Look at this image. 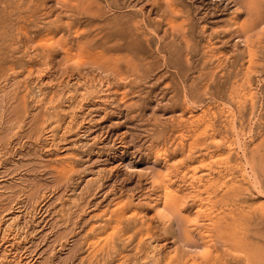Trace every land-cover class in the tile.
<instances>
[{
    "label": "rangeland",
    "instance_id": "1",
    "mask_svg": "<svg viewBox=\"0 0 264 264\" xmlns=\"http://www.w3.org/2000/svg\"><path fill=\"white\" fill-rule=\"evenodd\" d=\"M171 1L0 0V264H264V1Z\"/></svg>",
    "mask_w": 264,
    "mask_h": 264
},
{
    "label": "bare ground",
    "instance_id": "2",
    "mask_svg": "<svg viewBox=\"0 0 264 264\" xmlns=\"http://www.w3.org/2000/svg\"><path fill=\"white\" fill-rule=\"evenodd\" d=\"M156 1H157V0H156ZM170 1H171V0H170ZM238 1H239V0H238ZM246 1L248 2V3L245 2V3L247 4V5H246L247 8H248L247 10H249V9L251 10L249 1H248V0H246ZM250 1H252V3H253V4L251 5V6H252V9H253V6H255V5L258 6V7H254V9L251 11V13H252L256 8H258L257 10L260 12V9H262V6H263L262 3H263L264 0H263L262 3H261L262 6H259V3H258L257 1H256V2L258 3V5L256 4V2H253V0H250ZM171 2H172V1H171ZM233 2H234V1H233ZM235 2H236V1H235ZM235 2H234V3H235ZM129 3H130V2H129ZM154 3H156V2H154ZM169 3H170V2H169ZM236 3H237V2H236ZM240 3H241V2H240ZM242 3H243V2H242ZM166 4H168V1H167ZM166 4H165V5H166ZM254 4H255V5H254ZM263 4H264V3H263ZM165 5H164V6H165ZM170 5H171V4H170ZM173 5H174V4H173ZM236 5H237V4H236ZM169 7H170V6H169ZM169 7H168V8H169ZM176 7H177V6H176ZM244 7H245V5H244ZM260 7H261V8H260ZM108 8H109V7H108ZM161 8H162V7H161ZM173 8H175V7H173ZM238 8H239V6H238ZM263 8H264V7H263ZM166 9H167V8H166ZM178 9H179V8H178ZM170 10H171V12H172V9H170ZM245 10H246V9H245ZM250 10H249V11H250ZM262 10H263V12H264V9H262ZM262 10H261V11H262ZM88 11H89V10H88ZM173 11H174V10H173ZM235 11H236V10H235ZM243 11H244V10H242V12H243ZM249 11H248V12H249ZM258 11H257V12H258ZM159 12H160V11H159ZM178 12H180V10H179ZM254 12H255V11H254ZM254 12H253V14H254ZM259 12H258V13H259ZM263 12H262V14H263ZM163 13H164V12H163ZM243 13H244V12H243ZM249 13H250V12H249ZM251 13H250L249 15H252ZM260 13H261V12H260ZM260 13H259V14H260ZM171 14H172V13H171ZM177 14H178V13H177ZM244 14H245V13H244ZM242 15H243V14H242ZM247 15H248V14H247ZM162 16H163V15H162ZM177 16H178V15H177ZM237 16H238V15H237ZM257 16H258V15L256 14V17H257ZM263 16H264V14H263L262 16H260V18L263 19ZM4 17H5V16H4ZM246 17H247V16H245V18H244L245 20H246ZM166 18H167V17H166ZM168 18H169V17H168ZM168 18H167V19H168ZM172 18H173V17H172ZM174 18H175V17H174ZM250 18H251V17H249V20H246V21H247V22L250 21ZM253 18H255V15H254ZM253 18H251V20H252ZM260 18H259V21H262V20H260ZM0 19H1V18H0ZM167 19H166V20H167ZM169 19H171V18H169ZM169 19H168V20H169ZM235 19H236V18H235ZM257 19H258V18H257ZM257 19L255 18V21H252V22H254V23L257 22V21H258ZM3 20H4V19H3ZM241 20H242V19H241ZM245 20H244V21H241V22H246ZM263 21H264V20H263ZM173 22H174V21H173ZM175 22H176V21H175ZM247 22H246V23H247ZM252 22H251L250 24H252V26H253V23H252ZM233 23H234V22H233ZM233 23H232V26H233ZM236 23H238V21H236V22L234 23V25H235ZM246 23H240V21H239V24H241V25H240V28L237 26V29H238L239 32H241V31L244 32L243 35H246V34L248 33V31L251 30V28H253L251 25L249 26V23H247V24H246ZM263 23H264V22H263ZM172 24H173V23H172ZM174 24H175V23H174ZM226 24H227V22H226ZM239 24H238V25H239ZM257 24H258V23H257ZM259 24L261 25L262 23L260 22ZM18 25H19V24H18ZM175 25H176V24H175ZM175 25H174V26H175ZM178 25H179V24H178ZM229 25L231 26L230 23H229ZM236 25H237V24H236ZM179 26H180V25H179ZM255 26H256V25H255ZM255 26H254V27H255ZM257 26H258V25H257ZM257 26H256V27H257ZM19 27H20V26H19ZM176 27H177V26H176ZM176 27H175V28H176ZM223 27H224V26H223ZM72 28H73V27H72ZM171 28H172V27H171ZM175 28H174V29H175ZM227 28H228V27H227ZM169 29H170V28H169ZM179 29H180V28H179ZM222 29H223V28H222ZM225 29H226V28H225ZM237 29L235 28V30H237ZM253 29H254V28H253ZM18 30H19V29H18ZM21 30L24 31V30L22 29V24H21ZM228 30H229V28H228ZM180 31H184V30H183V29H180ZM233 31H234V30H233ZM233 31H231V32H233ZM254 31H255V29H254ZM254 31H252L253 34H252V33H250V34L248 33V35H249V36H255V34H257V33L254 34ZM24 32H25V31H24ZM239 32L234 31L232 34H234V33H239ZM250 32H251V31H250ZM255 32H256V31H255ZM217 33H218V32H217ZM240 34H241V33H240ZM261 34H262V33H261ZM183 35H184V34H183ZM208 35H209V34H208ZM236 35H237V34H236ZM257 35H258V34H257ZM26 36H27V35H26ZM238 36H239V35H238ZM240 36H241V35H240ZM240 36H239V37H240ZM246 36H247V35H246ZM249 36H247V37H248L249 40H250V37H249ZM181 37H182V36H181ZM231 37H232V36H231ZM236 37H237V36H236ZM241 37H242V36H241ZM252 38H253V37H252ZM253 39H254V38H253ZM76 40H77V39H76ZM242 40H243V39H242ZM249 40H247V41L249 42ZM255 40H256V39H255ZM244 41H245V39H244ZM253 41H254V40H253ZM260 41H261V39H260ZM260 41H259V42H260ZM248 42H246V43H248ZM256 43H257V41H256ZM234 44H235V43H234ZM250 44H251V43H250ZM252 44H253V43H252ZM262 44H263V43H262ZM66 45H67V44H66ZM254 45H255V44H254ZM257 45H259V44L257 43ZM62 46H63V45H62ZM245 46H246V45H245ZM248 46H249V45H248ZM250 46H251V45H250ZM250 46H249V47H250ZM261 46H262V45H261ZM249 47H248V50H249ZM256 47H258V46H256ZM67 48H68V47H67ZM253 48H254V47H253ZM49 49H50V48H49ZM68 49H70V48H68ZM243 49H244V48H243ZM256 49H257V48H256ZM241 50H242V49H241ZM245 50H246V47H245ZM260 50H262V49L260 48ZM237 51H238V49H237ZM253 51H254V50H253ZM243 52L245 53V56H246V53H247V52H245V51H243ZM242 55H243V53H242ZM253 55H254V54H253ZM250 56H251V54L248 55V57H250ZM251 57H252V56H251ZM251 57H250V58H251ZM110 61H111V60H110ZM257 61H258V60H257ZM239 63H240V62H239ZM256 63H257V62H256ZM96 64H97V63H96ZM99 64H100V63H99ZM101 64H102V63H101ZM257 64H258V63H257ZM108 65H109V64H108ZM96 66H98V64H97ZM244 66H246V65H244ZM251 66H253V65H251ZM98 67H99V66H98ZM101 67H102V66H101ZM105 68H106V67H105ZM241 68H243V66H242ZM245 68H246V67H245ZM114 69H115V68H114ZM251 69H253V67H252ZM116 70H117V69H116ZM129 70H130V69H129ZM121 71H122V70H121ZM239 71H240V70H239ZM119 72H120V70H119ZM119 72H118V73H119ZM237 72H238V71H237ZM114 73H115V72H114ZM244 73H245V72H243V74H244ZM247 74H249V72H247ZM120 75H121V74H120ZM120 75H119V77H120ZM121 76H122V75H121ZM240 76H241V75H240ZM237 77H238V76H237ZM246 77L248 78V76H246ZM122 78H123V77H122ZM246 80H247V79H246ZM236 81H237V79H236ZM243 82H245V81H242V84H244ZM236 83H237V85H239L238 82H236ZM239 83H240V82H239ZM246 84H247V83H246ZM233 85H234V84H233ZM233 85H232V86H233ZM241 86H242V85H241ZM233 87H234V86H233ZM236 87H237V86H236ZM247 87H248V86H247ZM244 88H245V85H244ZM248 88H249V87H248ZM230 89H231V88H230ZM231 90H232V89H231ZM231 90H230V91H231ZM233 90H234V89H233ZM239 90H240V89H239ZM247 90H248V89H247ZM250 90H251V89H250ZM238 92H239V91H238ZM233 93H234V92H233ZM236 93H237V92H236ZM236 93H235V94H236ZM240 93H241V92H240ZM240 93H238V94L240 95ZM235 94H234V95H235ZM247 94H248V93H247ZM236 95H237V94H236ZM244 98H245V97H244ZM231 99H232V97H231ZM240 99H242V98H240ZM234 100H235V99H234ZM243 101H244V100H243ZM235 102H236V101H235ZM239 102H240V101H239ZM246 102H247V101H246ZM236 103H237V102H236ZM244 103H245V101H244ZM244 103H243V104H244ZM239 104H240V103H239ZM235 105H236V104H235ZM239 106H242V105L240 104ZM250 106H252V105H250ZM230 108H231V107H230ZM237 108H238V107H237ZM240 108H242V107H240ZM244 108H245V107H244ZM238 109H239V108H238ZM238 109H237V110H238ZM238 111H239V110H238ZM249 112H250V111H249ZM248 117H249V116H248ZM243 119H244V118H243ZM231 121H232V120H231ZM239 122H240V121H239ZM263 123H264V122H263ZM260 125H261V124H260ZM239 128H240V127H239ZM238 130H239V129H238ZM242 130H243V129H242ZM257 132H258V131H257ZM244 134H245V132H244ZM238 135H239V134H238ZM263 135H264V134H263ZM242 137H243V136H242ZM263 139H264V138H263ZM233 142H234V141H233ZM261 142H262V141H261ZM236 144H237V143H236ZM255 144H256V143H255ZM253 145H254V144H253ZM257 145H258V144H257ZM231 146H232V145H231ZM234 146H235V145H234ZM261 146H262V145H261ZM261 146H260V147H261ZM242 147H243V146H242ZM244 147H245V146H244ZM251 147H252V146H251ZM254 148H256V151H257V147H254ZM254 148H253V149H254ZM263 148H264V147H263ZM231 149H233V148H231ZM237 149H238V148H237ZM232 151H233V150H232ZM248 151H249V150H248ZM256 151H255V152H256ZM262 151H263V149H262ZM249 152H250V151H249ZM260 152H261V150H260ZM237 154H238V153H237ZM253 154H254V153H253ZM256 154H257V152H256ZM256 154H255V155H256ZM263 154H264V153H263ZM237 156H238V155H237ZM258 156H259V154H258ZM261 156H262V155H261ZM238 157H239V156H238ZM242 157H243V156H242ZM254 157H255V156H254ZM262 157L264 158V156H262ZM235 158H236V157H234V159H235ZM258 158H259V157H258ZM248 159H249V158H248ZM249 160H251V159H249ZM251 161H252V160H251ZM241 162H242V161H241ZM245 162H246V161H245ZM250 163H251V162H250ZM252 163H253V162H252ZM255 163H256V161H255ZM257 163H258V162H257ZM231 164H232V163H231ZM238 165H239V164H238ZM238 165H237V166H238ZM255 165H256V164H254V166H255ZM252 166H253V165H252ZM256 166H257V165H256ZM262 168H263V166H262ZM260 169H261V168H260ZM240 170H241V169H240ZM254 170H255V169H254ZM230 171H231V170H230ZM241 171H242V170H241ZM236 172H237V171H236ZM255 172H256V171H255ZM230 173H231V172H230ZM251 174H252V173H251ZM254 174H255V173H254ZM230 175H231V174H230ZM246 175H247V174H246ZM252 175H253V174H252ZM244 176H245V174H244ZM235 177H236V176H235ZM239 177H240V176H239ZM258 177H259V176H258ZM231 178H232V177H231ZM246 178H247V177H246ZM244 179H245V178H244ZM232 180H233V179H232ZM245 180H246V179H245ZM237 181H238V180H237ZM255 181H256V180H255ZM230 182H231V181H230ZM239 182H240V181H239ZM258 182H259V181H258ZM240 184H241V183H240ZM257 184H258V183H257ZM235 185H236V184H235ZM247 185H248V184H247ZM259 185H260V184H259ZM167 186H168V185H167ZM242 186H243V185H242ZM245 186H246V185H245ZM232 188H233V187H232ZM232 188H230V189H232ZM235 188H236V186H235ZM240 188H241V187H240ZM247 189H248V186H247ZM233 190H234V189H232V190H230V191L232 192ZM239 190H241V189H238V190H236V191H239ZM245 190H246V189H245ZM171 191H172V190H171ZM171 191H170V192H171ZM234 191H235V190H234ZM234 191L232 192V193H233V196H234ZM242 191H244V190L242 189ZM235 193H236V192H235ZM237 193H238V192H237ZM230 194H231V193H230ZM238 194H240V193H238ZM241 194H242V193H241ZM170 195H171V194H170ZM173 195H174V194H173ZM176 196H177V195H176ZM230 196H231V195H230ZM235 196H236V194H235ZM174 197H175V195H174ZM178 197H179V196H178ZM178 197H177V198H178ZM175 199H176V197H175ZM175 201L177 202V200H175ZM237 201H238V200H237ZM169 202H170V201H169ZM178 202H179V201H178ZM234 203H235V202H234ZM169 204H170V203H169ZM170 205H173V204H170ZM175 205H176V204H175ZM235 205H236V204H235ZM176 206H177V205H176ZM168 207H169V206H168ZM174 207H175V206H174ZM174 207H172V208H174ZM177 207H178V206H177ZM237 207H238V206H237ZM237 207H235V208H237ZM172 208L170 209L171 211L173 210ZM175 208H176V207H175ZM237 209H238V208H237ZM175 210H176V209H175ZM232 210H233V209H232ZM248 210H249V209H248ZM177 211H178V209H177ZM177 211H176V212H177ZM176 212H175V214H176ZM173 213H174V212H173ZM177 217H178V216H176V218H177ZM180 218H181V217H180ZM177 219H179V218H177ZM14 220H15V219H14ZM238 220H239V219H238ZM176 224H177V223H176ZM3 225H4V224H3ZM179 225H180V224H179ZM177 226H178V225H177ZM182 228H183V227H182ZM6 229H7V228H6ZM6 229H5V230H6ZM5 230H4V231H5ZM177 230H178V229H177ZM186 230H187V234H185V235H186L187 238H185V240H182V241H183L182 243H183V246L188 247V246H190V244H191L192 242H194V241H193L194 238H192V237H193L192 234H191L192 232L189 233L190 228H189V229L187 228ZM183 233H184V232H183ZM190 234H191V235H190ZM189 236H190V237L192 236V237L190 238ZM6 237H7V235L5 236V238H6ZM13 238H14V237H13ZM179 238L181 239V237H179ZM191 239H193L192 242H191ZM180 241H181V240H180ZM189 241H190L191 243H189ZM194 243H195V242H194ZM195 244H196V243H195ZM191 245H193V244H191ZM197 246H198V245H197ZM190 247H191V246H190ZM191 248H194V247H191ZM185 250H186V249H185ZM4 251H5V250H4ZM3 253H4V252H3ZM7 255H8V258H10V257H9V254H7ZM6 257H7V256H6ZM15 259H16V258H15ZM21 260H22V259H21ZM3 261H4V259H3ZM7 261H8V260H7ZM11 261L13 262V260H11ZM15 261H16V260H15ZM17 261H19V260H17ZM202 261H203V260H202ZM204 262H205V261H204ZM10 263H11V262H10ZM17 263H18V262H17ZM21 263H22V261H21ZM14 264H16V263L14 262Z\"/></svg>",
    "mask_w": 264,
    "mask_h": 264
},
{
    "label": "snow or ice",
    "instance_id": "3",
    "mask_svg": "<svg viewBox=\"0 0 264 264\" xmlns=\"http://www.w3.org/2000/svg\"><path fill=\"white\" fill-rule=\"evenodd\" d=\"M206 251V250H205Z\"/></svg>",
    "mask_w": 264,
    "mask_h": 264
}]
</instances>
